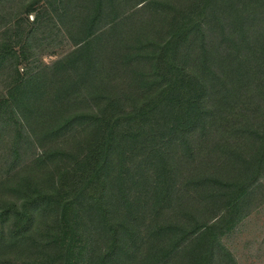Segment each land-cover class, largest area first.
I'll use <instances>...</instances> for the list:
<instances>
[{"label": "trees", "instance_id": "trees-1", "mask_svg": "<svg viewBox=\"0 0 264 264\" xmlns=\"http://www.w3.org/2000/svg\"><path fill=\"white\" fill-rule=\"evenodd\" d=\"M42 1L73 49L21 75L0 45L17 72L0 95V264H238L224 239L264 202V0L27 15Z\"/></svg>", "mask_w": 264, "mask_h": 264}, {"label": "rangeland", "instance_id": "rangeland-1", "mask_svg": "<svg viewBox=\"0 0 264 264\" xmlns=\"http://www.w3.org/2000/svg\"><path fill=\"white\" fill-rule=\"evenodd\" d=\"M137 1L113 0L112 4L114 9L124 12L130 10ZM30 2L31 0H12L3 2L0 6V45L14 49L19 57L18 68L21 75L50 65L73 49V43L48 4L40 2L36 11L27 15L26 5ZM7 20H10L7 22L9 24L3 27ZM29 31L32 33L28 39ZM14 61L15 59L7 67L0 69V95L6 85L17 76ZM10 143L11 137L5 136L0 142V156L8 152ZM35 153L42 154L40 150L31 148L28 150V160L33 159ZM224 241L233 251L238 264H264V202Z\"/></svg>", "mask_w": 264, "mask_h": 264}]
</instances>
